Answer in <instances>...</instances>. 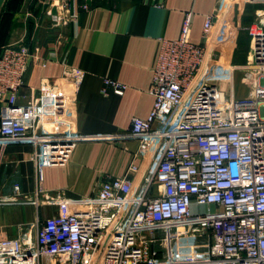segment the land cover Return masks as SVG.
Returning <instances> with one entry per match:
<instances>
[{"label":"built area","instance_id":"obj_1","mask_svg":"<svg viewBox=\"0 0 264 264\" xmlns=\"http://www.w3.org/2000/svg\"><path fill=\"white\" fill-rule=\"evenodd\" d=\"M77 1L36 0L35 25L47 20L59 42L90 7V0ZM245 6L264 8V0H221L205 16L201 44L190 41L192 12L185 14L179 37L160 44L148 116L133 118L127 134L97 136L136 140L139 161L91 196L47 198L57 214L37 220L34 239L1 240L0 264H264V11L249 26H234L249 37L245 64L227 62L254 75L251 98H228L207 83L228 14ZM32 60L26 45L0 48V164L8 147L29 146L41 182L45 167L65 166L75 145L92 137L67 132L53 114L67 96L62 88L76 89L83 73L64 59L59 85L23 96ZM126 89L105 79L100 94ZM18 197L39 205L16 185L0 206ZM197 244L203 252L192 250Z\"/></svg>","mask_w":264,"mask_h":264},{"label":"crops","instance_id":"obj_2","mask_svg":"<svg viewBox=\"0 0 264 264\" xmlns=\"http://www.w3.org/2000/svg\"><path fill=\"white\" fill-rule=\"evenodd\" d=\"M220 1L90 0L89 9L80 11L78 24L62 31L59 44L58 32L47 20L40 19L41 25H35L40 11L36 0H23L4 38L6 45H25L27 24L33 21L29 38L33 60L21 93L23 96L37 94L42 84L59 85L65 59L68 66L83 73V78L76 89L71 84L62 88L67 96H63L62 104L55 106L54 118L67 132L92 138L75 145L65 166L45 167L41 182L30 161L31 147L6 149L0 164V196L12 197L17 185L22 196L37 198L39 205L18 197L17 201L0 206V241L24 240L23 236L26 240L34 239L37 220L58 212L57 205L45 203L47 198L59 194L71 199L91 196L97 192L100 182L108 177H123L128 167L139 161L134 159L138 150L136 140L109 143L97 136L127 134L133 118L148 116L154 101L150 92L152 71L162 40H176L185 14L192 12L190 41L201 44L205 16L213 14ZM241 10L242 7H236L228 14L218 61L207 77L208 84L234 99L251 98L254 90L251 72L232 70L227 65L228 60L236 65L233 58L237 49L245 55L247 48V43L243 46L241 41L243 32L234 29L241 21L238 19ZM238 60L237 65L241 66L246 57L240 56ZM105 79L124 84L127 87L124 94L101 96ZM19 102L24 100L20 98ZM39 187L42 193L38 192ZM198 245L192 250L203 252L205 248Z\"/></svg>","mask_w":264,"mask_h":264},{"label":"trees","instance_id":"obj_3","mask_svg":"<svg viewBox=\"0 0 264 264\" xmlns=\"http://www.w3.org/2000/svg\"><path fill=\"white\" fill-rule=\"evenodd\" d=\"M22 2L23 0H6L2 8V11L0 13V48L6 45V43L4 42L5 35L7 34L9 28L14 23L15 16L17 15L19 7L21 6ZM32 31H33V21L30 20L28 21L27 24V37L25 43L27 47H30L29 38L32 34Z\"/></svg>","mask_w":264,"mask_h":264},{"label":"rangeland","instance_id":"obj_4","mask_svg":"<svg viewBox=\"0 0 264 264\" xmlns=\"http://www.w3.org/2000/svg\"><path fill=\"white\" fill-rule=\"evenodd\" d=\"M257 10H262V11H264V8H262V7H251V6H245V7H243L242 8V10H241V13H240V15H239V17H238V19L240 18L241 19V21H240V23L243 25V26H245V27H247V26H249L251 23H253L254 21H255V19H256V14H255V12L257 11ZM260 15H264V13L263 12H261V13H259ZM261 19L262 18H264V16H261L260 17ZM242 44H243V46L245 45V42L247 43V48H248V46H249V37L247 36V34H246V32H243V34H242ZM246 48V50H245V55L244 54H242V53H240V51H238L239 50V48L237 49V55H235L234 56V58H233V63H237L238 64V58L240 57V56H243V57H246V55H247V51H248V49ZM239 55V56H238ZM236 64V65H237ZM239 64H242V63H239Z\"/></svg>","mask_w":264,"mask_h":264},{"label":"water","instance_id":"obj_5","mask_svg":"<svg viewBox=\"0 0 264 264\" xmlns=\"http://www.w3.org/2000/svg\"><path fill=\"white\" fill-rule=\"evenodd\" d=\"M5 2H6V0H0V13L2 11V8H3L4 4H5Z\"/></svg>","mask_w":264,"mask_h":264}]
</instances>
